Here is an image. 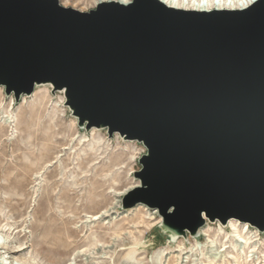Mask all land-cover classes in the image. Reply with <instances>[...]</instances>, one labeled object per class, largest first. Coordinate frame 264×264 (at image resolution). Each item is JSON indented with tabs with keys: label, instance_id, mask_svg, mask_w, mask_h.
I'll return each instance as SVG.
<instances>
[{
	"label": "water",
	"instance_id": "water-1",
	"mask_svg": "<svg viewBox=\"0 0 264 264\" xmlns=\"http://www.w3.org/2000/svg\"><path fill=\"white\" fill-rule=\"evenodd\" d=\"M64 89L80 127L145 147L123 208L176 236L206 220L264 231V0L176 9L160 0H0V86Z\"/></svg>",
	"mask_w": 264,
	"mask_h": 264
},
{
	"label": "rangeland",
	"instance_id": "rangeland-1",
	"mask_svg": "<svg viewBox=\"0 0 264 264\" xmlns=\"http://www.w3.org/2000/svg\"><path fill=\"white\" fill-rule=\"evenodd\" d=\"M65 102L64 89L49 83L17 101L0 86V264H264V231L248 224L235 222L257 248L234 251L227 224L206 220L207 235L176 236L146 206H115L137 184L146 149L106 128L80 127Z\"/></svg>",
	"mask_w": 264,
	"mask_h": 264
},
{
	"label": "bare ground",
	"instance_id": "bare-ground-1",
	"mask_svg": "<svg viewBox=\"0 0 264 264\" xmlns=\"http://www.w3.org/2000/svg\"><path fill=\"white\" fill-rule=\"evenodd\" d=\"M85 1L89 2L91 5H96L101 0H85ZM117 1L124 2V0H117ZM128 1H130V0H128ZM160 1H162L163 3H165L164 0H160ZM179 2L182 3L183 0H179ZM165 4L174 7V5L172 3V0H169V2L168 3H165ZM248 4L249 3L244 2V0H232L231 3H228L227 0H225V3L222 5L221 8H238V7L246 6ZM211 7H213V6L206 5L204 7L197 8V9H209ZM191 8H192V5L189 3V5L185 9H191ZM98 142L96 141L97 144H100ZM77 144L82 145L83 144V139L79 138L77 140ZM134 185H131V186L125 188L124 190H122L121 192L118 193V200L116 201L115 206H117L120 203V201H121L123 195L126 193V191L129 190L130 188H132ZM140 206H144V205L137 204L135 208L140 207ZM235 222H238V221L235 220V219H230L226 223L228 225V227H230V229H232L233 232H234V234L231 235V237H233V238L231 239V238L228 237V239H227L228 241L227 242L228 243H231L230 247L234 251H243V249L245 247V248L248 249V252H253L257 248V243L255 242V240H252L253 238L250 239L249 237H246V236L245 237H242L241 234L239 235L238 234V230L239 229L237 230V227H236ZM205 225L202 226L194 236L200 235V234L207 235V234H205ZM243 225H244V227L246 229L248 228L247 223H243ZM245 232H246V230H245ZM207 242H210V239H207ZM224 246L225 247H228L227 245H224ZM247 256H249V255H247ZM247 259L248 260H251V258H247Z\"/></svg>",
	"mask_w": 264,
	"mask_h": 264
},
{
	"label": "snow or ice",
	"instance_id": "snow-or-ice-1",
	"mask_svg": "<svg viewBox=\"0 0 264 264\" xmlns=\"http://www.w3.org/2000/svg\"><path fill=\"white\" fill-rule=\"evenodd\" d=\"M125 3L128 0H124ZM165 3H168L169 0H164ZM228 3H231L232 0H227ZM246 3H255V0H244ZM172 3L176 9H185L189 3L192 5L190 11H196L197 8L204 7L206 5H211L213 7L209 8L210 12H215L216 10L220 9L222 5L225 3V0H183L182 3L179 0H172Z\"/></svg>",
	"mask_w": 264,
	"mask_h": 264
}]
</instances>
